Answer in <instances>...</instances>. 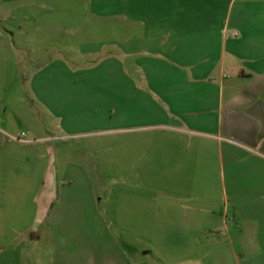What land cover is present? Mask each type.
<instances>
[{
	"label": "crops",
	"instance_id": "0c3cea01",
	"mask_svg": "<svg viewBox=\"0 0 264 264\" xmlns=\"http://www.w3.org/2000/svg\"><path fill=\"white\" fill-rule=\"evenodd\" d=\"M73 1L87 32L77 56L90 61L51 57L30 70L44 131L40 120L35 130L22 122L35 121L22 97L15 109L0 105V264H53L64 236L50 214L58 191L48 133L71 135L81 119L96 130L81 158L109 147L112 221L159 223L158 238L175 240L160 264H224L225 253L264 264V0ZM102 117L114 126L98 140ZM24 127L30 141L11 137Z\"/></svg>",
	"mask_w": 264,
	"mask_h": 264
},
{
	"label": "rangeland",
	"instance_id": "374dc122",
	"mask_svg": "<svg viewBox=\"0 0 264 264\" xmlns=\"http://www.w3.org/2000/svg\"><path fill=\"white\" fill-rule=\"evenodd\" d=\"M78 7L73 0L28 1L22 6L0 1V105L6 104L8 108L15 109L19 105L15 98L22 97L21 104L34 109L35 113V121L24 115L22 122L28 126L30 124L33 130L36 128V120H40L37 123L43 130V121L47 117L32 99L28 89L26 77L32 67L51 57H60L72 65L90 61V57L77 56V43L87 35V32H78L82 18V15L78 16ZM9 42L16 46V53L8 47H2L3 43ZM30 52L38 62H28ZM104 100L105 96H98V105L102 106ZM98 119L99 140L104 136L99 130L113 127L114 123L105 117ZM25 127L17 133L23 131L28 138H32L33 134ZM94 131L85 119H81V126L69 131L71 135L64 136L52 128L48 133L52 136L48 143L54 147L53 167L58 191L50 214L56 236H64L61 242L54 239L53 264H94L96 256L98 264L162 263V248H169L175 241L158 238V232L164 230L162 225L154 222L120 224L112 221L109 203L112 200L111 186L114 178L109 147H100L98 143V155L95 150L88 149L83 159L80 156L83 155L80 153V144L86 142L87 147L93 145L91 142L94 135L91 134H95ZM96 188L98 194H93ZM95 195L98 196V209L93 206ZM149 230L154 235L152 238H140L143 232ZM94 232L98 235L96 243ZM61 243L64 245L59 249ZM141 248H149L150 252L142 256ZM221 259L224 264L237 263L238 254L225 253Z\"/></svg>",
	"mask_w": 264,
	"mask_h": 264
},
{
	"label": "built area",
	"instance_id": "2783aa9c",
	"mask_svg": "<svg viewBox=\"0 0 264 264\" xmlns=\"http://www.w3.org/2000/svg\"><path fill=\"white\" fill-rule=\"evenodd\" d=\"M13 139L18 140V141H30L31 138H28L26 135V132H19L11 136Z\"/></svg>",
	"mask_w": 264,
	"mask_h": 264
}]
</instances>
